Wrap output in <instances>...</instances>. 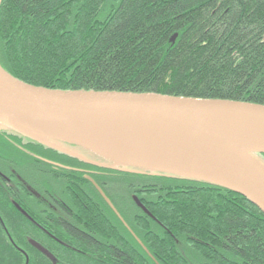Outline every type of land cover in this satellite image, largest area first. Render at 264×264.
Instances as JSON below:
<instances>
[{
    "label": "trees",
    "instance_id": "1",
    "mask_svg": "<svg viewBox=\"0 0 264 264\" xmlns=\"http://www.w3.org/2000/svg\"><path fill=\"white\" fill-rule=\"evenodd\" d=\"M81 1L1 0L0 18L4 10H15L16 19L23 21L13 24L8 38L0 21L3 69L48 88L264 104V0ZM71 11L72 23L61 24ZM19 155L0 138V158L15 164ZM79 181L83 192L76 191L77 183H67L69 195L80 198L76 205L83 219L89 229H99L104 245L96 246L85 235L81 247L88 257L78 256L73 264H264V215L236 193L147 175L97 178L152 260L92 186ZM132 194L157 222L133 204ZM6 195L0 189V248L10 264H24L18 249L27 264H49L27 243L34 237L33 226L10 205L8 198L14 195Z\"/></svg>",
    "mask_w": 264,
    "mask_h": 264
},
{
    "label": "water",
    "instance_id": "2",
    "mask_svg": "<svg viewBox=\"0 0 264 264\" xmlns=\"http://www.w3.org/2000/svg\"><path fill=\"white\" fill-rule=\"evenodd\" d=\"M0 132L106 169L217 186L242 196L264 215V104L156 92L48 88L23 82L0 65ZM85 155L99 161H89ZM89 181L153 260L99 187ZM132 200L154 219L135 196ZM26 240L56 264L42 245ZM18 250L27 264L26 254Z\"/></svg>",
    "mask_w": 264,
    "mask_h": 264
},
{
    "label": "flooded vegetation",
    "instance_id": "3",
    "mask_svg": "<svg viewBox=\"0 0 264 264\" xmlns=\"http://www.w3.org/2000/svg\"><path fill=\"white\" fill-rule=\"evenodd\" d=\"M0 138L6 140L11 146L23 154V156L19 155L22 159L15 164L12 162H5L3 157L0 158V189L6 192V197L14 195L13 198L9 197L8 200L17 213L19 211L16 210L11 203L13 199L26 213H29L28 215L33 222L25 218L33 226L32 232L34 237L32 239L42 245L54 256L56 264H73L78 256L88 257V255H84L85 252H83L81 247V242L85 235L90 237L96 246L102 245L103 243L100 241L99 229H89V224H86L83 219V213L80 212V209L76 205L77 200L80 198L76 195V197H74V195H69L67 183L72 184L69 185V187H73V185L77 183L76 191L80 193L81 191L83 192L81 188L83 183L79 181V178H82L92 186L103 200L98 191L90 183L89 179H91L103 192L110 205L117 212L111 198L106 195L107 190L105 182L98 185L96 180L99 177L111 179V177H114L115 173H133L119 172L98 167L53 149L35 144L14 134L0 132ZM85 157L89 161H99V159L91 155H85ZM63 184H65L66 187L61 188ZM132 196L136 197V195L132 194L130 196L131 200ZM138 201L140 202L139 199ZM103 202L106 205L105 207L116 216L109 204L104 200ZM133 204L136 206L134 202ZM96 206L98 211L99 206ZM138 209L142 212L140 208ZM97 211L96 215L98 216ZM18 214L23 216L20 212ZM152 220L157 222L155 218ZM67 226L75 229L77 233H72ZM32 249L38 253L34 248ZM46 260L51 264L47 258Z\"/></svg>",
    "mask_w": 264,
    "mask_h": 264
},
{
    "label": "rangeland",
    "instance_id": "4",
    "mask_svg": "<svg viewBox=\"0 0 264 264\" xmlns=\"http://www.w3.org/2000/svg\"><path fill=\"white\" fill-rule=\"evenodd\" d=\"M74 2H76V3H78V5L82 2L81 0H73ZM132 1V0H131ZM84 3V2H83ZM73 6V5H72ZM71 6V7H72ZM90 6V5H89ZM11 11V12H10ZM15 10H9V13H7V14H5V10H4V14H5V17L3 18V16H4V14H2V16H1V18H0V21H1V24H2V26H1V28H2V30H3V35H4V37L5 38H8L10 35L8 34V32H9V30L11 29V27L13 26V24H22V22H21V20L19 19H16V11L14 12ZM71 17H73V13H72V11H71V13H67V17H66V19H65V21L63 22V23H61V24H71L72 22H71ZM2 20L4 21V22H2ZM4 24V25H3ZM68 25H66V26H68ZM173 35V34H172ZM171 38V37H170ZM170 38H169V40H170ZM4 39V38H3ZM17 39H19V38H17ZM175 39H176V36L173 38V40H172V43L175 41ZM10 40H11V38H10ZM11 52H12V44H11ZM15 52H16V54H17V51L15 50ZM19 53V52H18ZM82 208V207H81ZM15 235V234H14ZM16 240H17V242H19L20 244H22V245H24L23 244V242L21 241V239L17 236L16 237ZM213 260H214V258H213ZM10 261H11V258L10 257H8V255H7V253L4 251V250H2L1 248H0V264H10Z\"/></svg>",
    "mask_w": 264,
    "mask_h": 264
},
{
    "label": "bare ground",
    "instance_id": "5",
    "mask_svg": "<svg viewBox=\"0 0 264 264\" xmlns=\"http://www.w3.org/2000/svg\"><path fill=\"white\" fill-rule=\"evenodd\" d=\"M13 202H15V200L13 199V200H11V203H13Z\"/></svg>",
    "mask_w": 264,
    "mask_h": 264
}]
</instances>
